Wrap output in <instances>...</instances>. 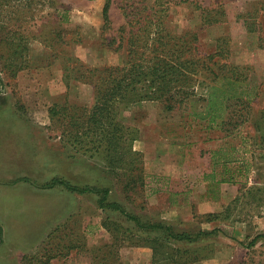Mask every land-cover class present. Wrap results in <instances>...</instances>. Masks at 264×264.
Returning <instances> with one entry per match:
<instances>
[{"label": "rangeland", "instance_id": "374dc122", "mask_svg": "<svg viewBox=\"0 0 264 264\" xmlns=\"http://www.w3.org/2000/svg\"><path fill=\"white\" fill-rule=\"evenodd\" d=\"M170 1L163 42L178 50L193 38L188 59L199 72L190 73L187 94L165 95L170 103L140 101L120 112L137 133L136 164L146 175L144 186L128 187L103 154L64 141L51 114L68 102L89 116L97 79L82 71L126 68L132 27L120 0L106 30V0H0V264H172L171 254L191 264H264V0ZM144 51L135 63L146 75L166 63L162 52ZM225 78L238 85L230 90ZM212 86L233 94L219 125L198 115ZM209 174L236 181L211 183ZM55 179L109 188L126 212L177 232L215 233L155 245L123 214L100 208L99 195L50 188Z\"/></svg>", "mask_w": 264, "mask_h": 264}, {"label": "trees", "instance_id": "16d2710c", "mask_svg": "<svg viewBox=\"0 0 264 264\" xmlns=\"http://www.w3.org/2000/svg\"><path fill=\"white\" fill-rule=\"evenodd\" d=\"M114 1L116 0H106L103 9L104 30L110 28V11ZM169 3H171L170 0H120V9L123 11L129 26L132 27L128 35L126 68L122 72L113 68H86L82 71V79L90 82L97 79L99 100L89 116H86L83 108L70 105L68 102L56 104L51 108L52 119H56L57 123L61 125L62 139L64 141L67 139L77 151H82L85 154L89 152H92V156L103 154L106 166L111 172H117L118 169H121L124 175L130 179L127 183L128 187L137 186V183L144 186L146 175L143 173V161L140 162V166L136 164L142 156L141 152L134 150V143L137 141L135 134L137 133L131 127L120 122L118 119L120 112L131 104L140 101L157 100L170 103L172 96L168 98L165 95L171 90L187 94L188 89L194 86L191 85L194 80L189 76L190 73H193L192 70L196 73L199 72L197 69L199 61L189 62L191 58L188 59L195 48L193 38L180 40L178 50L172 48L170 43L163 42L164 39L168 38V36H163V18L169 9L167 6ZM141 44L142 46H140ZM163 46H166V49ZM144 48H151L153 50L152 55H158V52H162L166 61L161 68L159 65H154L151 68L152 72L148 75L136 69L138 65L135 63L145 53ZM161 48L162 50H160ZM118 49L119 47L115 51ZM156 58L159 57L156 56ZM225 81L231 86L230 90L238 85V80H234V78H225ZM212 88L213 91L207 100L206 112L198 114L203 120L208 121L209 125L210 123H217L222 118L225 111L224 101L233 95L232 93L229 94L226 88L221 90L216 86H212ZM168 108L171 109L172 106L169 104ZM217 125L219 124L217 123ZM226 163L224 162L225 165ZM208 179L211 180V183L217 184H234L236 181L233 176L216 180L214 174L205 175V180ZM56 185H62L68 190L80 194L94 193L99 195L100 208L120 212L134 224V233L145 234L148 239H150V235H154L153 242L158 246H170L176 242H193L200 237H207L215 233V230L209 233L200 231L192 236L185 232H177L165 223L137 217L126 212L117 202L110 200L109 188L74 186L61 179H55L50 188ZM105 227L112 234L119 230V227H111L108 224H105ZM124 230L126 231L124 235H126L125 233L128 235L132 233L129 229ZM173 251L179 252V250ZM171 257L172 264H191L184 255H181L179 260H175V262L173 261V254Z\"/></svg>", "mask_w": 264, "mask_h": 264}]
</instances>
